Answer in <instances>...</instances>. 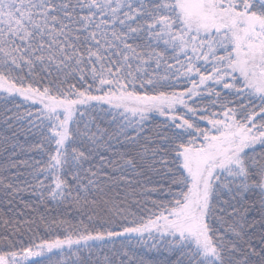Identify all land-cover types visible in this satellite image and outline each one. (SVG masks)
<instances>
[{
	"label": "snow or ice",
	"instance_id": "obj_1",
	"mask_svg": "<svg viewBox=\"0 0 264 264\" xmlns=\"http://www.w3.org/2000/svg\"><path fill=\"white\" fill-rule=\"evenodd\" d=\"M0 264H264V0H0Z\"/></svg>",
	"mask_w": 264,
	"mask_h": 264
}]
</instances>
